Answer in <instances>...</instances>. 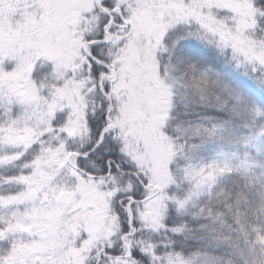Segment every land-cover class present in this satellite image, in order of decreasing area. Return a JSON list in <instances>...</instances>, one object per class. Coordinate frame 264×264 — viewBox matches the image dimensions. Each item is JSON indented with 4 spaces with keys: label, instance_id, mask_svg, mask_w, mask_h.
I'll return each instance as SVG.
<instances>
[{
    "label": "snow or ice",
    "instance_id": "obj_1",
    "mask_svg": "<svg viewBox=\"0 0 264 264\" xmlns=\"http://www.w3.org/2000/svg\"><path fill=\"white\" fill-rule=\"evenodd\" d=\"M0 264H264V0H0Z\"/></svg>",
    "mask_w": 264,
    "mask_h": 264
}]
</instances>
